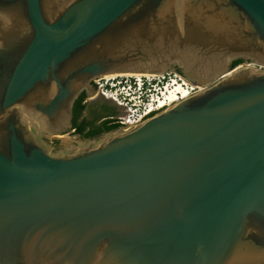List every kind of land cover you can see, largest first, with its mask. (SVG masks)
I'll use <instances>...</instances> for the list:
<instances>
[{
    "label": "water",
    "instance_id": "1",
    "mask_svg": "<svg viewBox=\"0 0 264 264\" xmlns=\"http://www.w3.org/2000/svg\"><path fill=\"white\" fill-rule=\"evenodd\" d=\"M169 70L198 90L60 136ZM0 264H264V0H0Z\"/></svg>",
    "mask_w": 264,
    "mask_h": 264
},
{
    "label": "rangeland",
    "instance_id": "2",
    "mask_svg": "<svg viewBox=\"0 0 264 264\" xmlns=\"http://www.w3.org/2000/svg\"><path fill=\"white\" fill-rule=\"evenodd\" d=\"M251 65L255 67H261L260 65L254 62H251ZM183 80L185 79L173 70H169L168 72L157 75L126 74L112 77L108 75L107 78H104V81H108V86L117 88L118 90L122 89V86H126V88L128 89L127 86L131 84L132 88L131 90H129V97L132 98V101L136 100L138 102V95L141 94H143L144 97H147V102L149 104L146 105L147 107L144 109L145 111H147L148 109H151L153 111L157 109L160 100L166 101L170 99L172 93L177 88V86L174 85L175 82L180 81V83H182ZM142 82L144 84H142ZM139 83H141L140 85H143V88L138 87ZM191 85V83L187 82V84L184 86L191 91ZM192 93L194 92H191V94ZM104 96L109 97L106 95ZM126 107L129 110L128 106ZM115 118L117 119L118 117Z\"/></svg>",
    "mask_w": 264,
    "mask_h": 264
},
{
    "label": "built area",
    "instance_id": "3",
    "mask_svg": "<svg viewBox=\"0 0 264 264\" xmlns=\"http://www.w3.org/2000/svg\"><path fill=\"white\" fill-rule=\"evenodd\" d=\"M143 75H148V74H143ZM104 78H107V76L100 77L97 79L98 87L99 89L104 93V95L109 96L116 100L119 104L128 106L130 113L125 116L118 117L117 119H122L118 120L117 123H124V124H133L141 121V119L150 113L149 111L151 109H148L145 111L144 109L147 107L146 105L149 104L147 102V97H144L143 94L138 95V102L136 100L132 101V98L129 97L132 85H128V89L126 86H122V89L118 90L117 88H113L108 86V81H104ZM139 83V88H143V85H140ZM142 84H144L142 82ZM142 86V87H141ZM194 87V88H193ZM193 88V89H192ZM197 87L191 85V92L197 91Z\"/></svg>",
    "mask_w": 264,
    "mask_h": 264
},
{
    "label": "flooded vegetation",
    "instance_id": "4",
    "mask_svg": "<svg viewBox=\"0 0 264 264\" xmlns=\"http://www.w3.org/2000/svg\"><path fill=\"white\" fill-rule=\"evenodd\" d=\"M236 60H240V62H239L238 64H236L235 66H240V65H241V66L251 65V62H253V61H251V60H249V59H245V58H238V59H236ZM236 60H234V61H236ZM233 63H234V62H233ZM175 68H176V67H175ZM97 79H98V78L92 80L93 87H94V89H95V91H96L93 97L88 96L86 90H83V91L80 93V95L78 96V98H79L81 95H84V96H85V98H84V100H83V103L86 105L85 110H86V108H87V101H88L89 99H96V98L99 97L101 94L104 95V93H103V92L99 89V87H98ZM78 98H77V99H78ZM77 99H76V101H77ZM76 101H75V103H76ZM75 103H74V105H75ZM105 108H106L105 106H101V105H99L98 107H92L91 110H90V115H89V116H85V115L83 114V113L85 112V110H84L83 113H82V115H81V117H80V120H85V119H86V120H89V121H93L95 125H99V124L103 123L105 120H107L109 117H112V116L109 115V114L111 113V111H110V110H107V109H105ZM73 109H74V106H73ZM155 112H156V111H152V112H150L147 116L152 115V114H154ZM73 117H74V112H73ZM73 117H72V125H71V127H70V128L68 129V131H66L64 134L60 135L62 138H64V136H65V135H68V134H72V135H74V136L77 135L79 138H83V137H81L79 134H76V132H75V128L73 127ZM144 118H145V117H144ZM115 119H116V118H115ZM115 122L117 123V121H115ZM92 125H93V124H89L87 130H89V129L92 127ZM96 137H98V136H96ZM88 138H89V137H88ZM88 138H83V139H88ZM90 138H93V137H90ZM60 142H61L60 139H53V140H52V143L54 144V146H55L56 149L61 148V146H60Z\"/></svg>",
    "mask_w": 264,
    "mask_h": 264
},
{
    "label": "trees",
    "instance_id": "5",
    "mask_svg": "<svg viewBox=\"0 0 264 264\" xmlns=\"http://www.w3.org/2000/svg\"><path fill=\"white\" fill-rule=\"evenodd\" d=\"M239 62L240 60H236L234 61L233 65L235 66ZM176 70L179 72V69L177 67H176ZM84 98L85 96L81 95L77 99L74 105V109H73V112H74L73 127L75 128L76 134H79L83 138L96 137V136H100L102 133L112 131L122 126V124L115 122L116 119H115L114 114H112V111H111V114H109L112 117H109L107 120H105L103 123L99 125H95L93 121H89L86 119L80 120V117L86 107V105L83 103ZM89 124H93V125L89 130H87Z\"/></svg>",
    "mask_w": 264,
    "mask_h": 264
},
{
    "label": "bare ground",
    "instance_id": "6",
    "mask_svg": "<svg viewBox=\"0 0 264 264\" xmlns=\"http://www.w3.org/2000/svg\"><path fill=\"white\" fill-rule=\"evenodd\" d=\"M118 75H126V74H115V75H110V76L112 77V76H118ZM186 84H187V82L185 80H183L182 83H180V81L179 82H175L174 85H176L177 88L172 93L171 98L166 100V101L160 100V102L158 103V107L157 108H160V107H162L164 105H167V104H170V103H174L176 101H179L182 98H185V97L189 96L191 94V91L184 86ZM150 111H152V110H150Z\"/></svg>",
    "mask_w": 264,
    "mask_h": 264
}]
</instances>
